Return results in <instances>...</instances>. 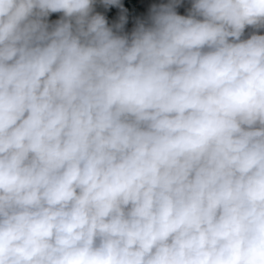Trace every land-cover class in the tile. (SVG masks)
<instances>
[{
	"label": "clouds",
	"instance_id": "obj_1",
	"mask_svg": "<svg viewBox=\"0 0 264 264\" xmlns=\"http://www.w3.org/2000/svg\"><path fill=\"white\" fill-rule=\"evenodd\" d=\"M183 2L0 0V264H264V0Z\"/></svg>",
	"mask_w": 264,
	"mask_h": 264
},
{
	"label": "built area",
	"instance_id": "obj_2",
	"mask_svg": "<svg viewBox=\"0 0 264 264\" xmlns=\"http://www.w3.org/2000/svg\"><path fill=\"white\" fill-rule=\"evenodd\" d=\"M167 0H121V3L127 9V23L124 26V31L130 33L135 27L137 19H144L148 16L149 9L153 4L165 3ZM189 6V0H184L183 5L177 9L181 15L186 14V9ZM97 10L109 17L113 22L118 21L121 11L119 8L110 7L104 9L98 6ZM59 14H53L50 19L55 20Z\"/></svg>",
	"mask_w": 264,
	"mask_h": 264
},
{
	"label": "trees",
	"instance_id": "obj_3",
	"mask_svg": "<svg viewBox=\"0 0 264 264\" xmlns=\"http://www.w3.org/2000/svg\"><path fill=\"white\" fill-rule=\"evenodd\" d=\"M97 11H99V10H97ZM102 13V12H101ZM106 17V19L108 20V22H109V24H112L113 23V21L109 18V17H107V16H105Z\"/></svg>",
	"mask_w": 264,
	"mask_h": 264
}]
</instances>
